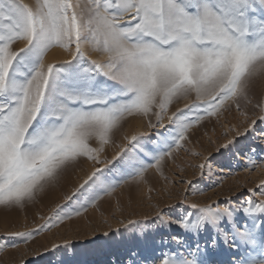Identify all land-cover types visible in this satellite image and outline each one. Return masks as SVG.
Here are the masks:
<instances>
[{"label": "snow or ice", "instance_id": "1", "mask_svg": "<svg viewBox=\"0 0 264 264\" xmlns=\"http://www.w3.org/2000/svg\"><path fill=\"white\" fill-rule=\"evenodd\" d=\"M53 48L68 58L45 64ZM233 109L243 130L229 131L246 142L238 163L254 168L264 162V0H0V210L51 202L94 162L43 223L0 236V251L36 243L152 168L163 173L189 151L193 125ZM136 118L149 131L129 136ZM106 146L118 148L111 159H101ZM216 165L207 157L181 183ZM152 222L158 238L128 233L133 220L123 230L78 226L76 239L22 264H53L56 253L58 264H264V180L211 204L158 209Z\"/></svg>", "mask_w": 264, "mask_h": 264}, {"label": "rangeland", "instance_id": "2", "mask_svg": "<svg viewBox=\"0 0 264 264\" xmlns=\"http://www.w3.org/2000/svg\"><path fill=\"white\" fill-rule=\"evenodd\" d=\"M25 2L31 3L32 0ZM90 55L93 59L101 58L96 52H90ZM67 58V53L62 49L53 48L45 55L44 63ZM186 102L180 101L177 106L183 107ZM166 122L167 117H165ZM230 127L243 130V118L239 117L235 109L231 113L221 115L218 120L212 118L203 127L193 125L189 132L190 141L185 144V148L189 151L181 149L175 154V159L167 160L163 173L152 168L145 173L144 181L116 188L111 195L98 201L96 206H90L83 216L74 217V221H65L63 227L57 226L51 231L40 233L36 243H20L17 248L0 251V264H22V261L36 258L38 253L47 257L45 248L50 249L53 243L62 244L65 240L76 239L78 226L87 227L89 231L92 228L104 230L108 225L113 228L120 226L123 230L124 226L128 225V221L133 220L137 223L127 227L128 233L147 232L150 237L158 238L161 233L157 231V224L152 222L158 209L167 210L170 206L176 205L179 210L180 205L192 203L207 205L217 199L227 198L237 192L241 186L254 188L264 180V162H258L254 168L250 166L247 169L242 163H238V160L243 161L240 151L245 148L246 142L242 137L237 136L235 131H229ZM148 131L146 119H130L125 127V132L129 136L136 132ZM225 132L228 133L227 136L224 135ZM233 138L238 142L229 145V148H221ZM116 143L117 145L124 143L122 137ZM218 149L223 152V156H220ZM116 151H118L117 147L106 146V152L101 155V159H111ZM195 153H199V156ZM209 156H216L222 161V166H214L212 172L206 175L203 181L194 183L191 187L187 183H181V179L196 180L200 175V169L196 166L205 164ZM93 167V161L85 160L82 167L77 168L73 175L69 176L67 187L63 191L57 190L54 193L51 202L31 206L26 210L11 212L0 210V236L9 231H26L43 223L41 217L51 215L54 204L62 202L64 193L82 182ZM205 171L207 172V168ZM121 220L124 221V225H118ZM62 258V254L56 253L51 260L53 264H58Z\"/></svg>", "mask_w": 264, "mask_h": 264}, {"label": "bare ground", "instance_id": "3", "mask_svg": "<svg viewBox=\"0 0 264 264\" xmlns=\"http://www.w3.org/2000/svg\"><path fill=\"white\" fill-rule=\"evenodd\" d=\"M29 2V1H28ZM55 54V53H54ZM53 57H54V55H53ZM72 174V173H71ZM73 175V174H72ZM70 179V178H69ZM46 206V205H45ZM19 214V213H18ZM10 215V214H9ZM16 222V221H15Z\"/></svg>", "mask_w": 264, "mask_h": 264}]
</instances>
